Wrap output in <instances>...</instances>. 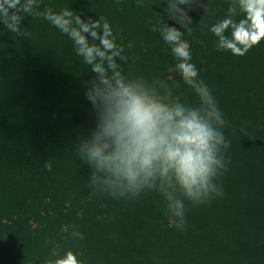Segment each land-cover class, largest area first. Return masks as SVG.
Segmentation results:
<instances>
[{"label":"trees","instance_id":"trees-1","mask_svg":"<svg viewBox=\"0 0 264 264\" xmlns=\"http://www.w3.org/2000/svg\"><path fill=\"white\" fill-rule=\"evenodd\" d=\"M206 3L177 9L190 37L168 17L167 0H35L33 14L21 13L23 35L0 25V264H43L53 248L78 251L83 264H264V43L242 57L217 50L208 26L231 0H209L208 11ZM46 10L52 20L37 14ZM65 10L104 17L127 73L175 84L195 102L181 81L165 79L171 61L151 30L161 20L182 34L213 90L231 141L224 195L189 204L183 230L159 195L129 203L86 185L76 145L95 122L84 96L93 74L55 26ZM73 225L82 240L71 238Z\"/></svg>","mask_w":264,"mask_h":264},{"label":"clouds","instance_id":"clouds-1","mask_svg":"<svg viewBox=\"0 0 264 264\" xmlns=\"http://www.w3.org/2000/svg\"><path fill=\"white\" fill-rule=\"evenodd\" d=\"M198 0H167V15L190 37L187 16L177 9L194 10ZM209 0L204 5L208 11ZM35 0H0V25L23 35L21 13L33 14ZM52 20L53 13H37ZM55 26L72 41L75 53L89 66L84 96L94 113V126L76 145V157L90 169L85 181L93 193L136 203L159 195L166 214L183 230L187 206L202 205L224 195L219 178L227 170L226 120L213 90L200 76L193 53L182 34L158 23L151 30L171 61L166 80H179L195 102L183 99L175 84L149 82L133 76L121 64L116 43L104 17L86 20L70 10L57 15ZM216 49L244 56L264 43V0H231L226 13L208 26ZM45 167L50 171L51 163ZM67 230V229H63ZM73 239L84 235L73 225ZM43 264H83L72 248H53Z\"/></svg>","mask_w":264,"mask_h":264}]
</instances>
